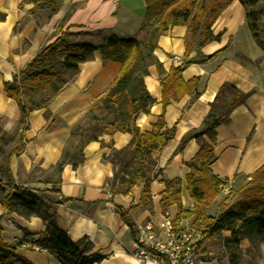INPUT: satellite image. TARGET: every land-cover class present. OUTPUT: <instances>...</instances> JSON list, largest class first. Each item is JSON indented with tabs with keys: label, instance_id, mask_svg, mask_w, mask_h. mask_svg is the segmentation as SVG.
Instances as JSON below:
<instances>
[{
	"label": "crops",
	"instance_id": "obj_1",
	"mask_svg": "<svg viewBox=\"0 0 264 264\" xmlns=\"http://www.w3.org/2000/svg\"><path fill=\"white\" fill-rule=\"evenodd\" d=\"M72 4L77 8L65 25V28L72 26L71 32L90 33L93 43L102 40L103 34L99 31L122 39L140 38L145 0H63L52 15L46 13L49 7L32 12L33 4L27 0H0V138L17 137L20 116L19 106L7 97L3 84L20 73L42 47L54 41V28ZM245 7V0H233L211 28L214 35L221 34L219 41L203 46L200 55L191 53V63L182 68L185 82L198 81L189 94L179 102L170 101L164 110L165 128L174 126L175 135L156 155L150 208L129 210L138 202L139 187L126 195H113L109 191L108 182L113 178L115 167L107 158L114 150L128 145L129 133L104 135L89 143L84 149L85 160L77 168L65 165L60 172L55 168L71 127L106 92L120 71L119 64L104 62L100 52L94 51L48 104L47 117L44 108L29 112L25 149L9 160L14 184L37 191L45 200L53 202L58 226L72 242H89L90 254L101 256L99 264H154L134 258L136 246L121 212L129 210L136 227L148 222L157 225L165 215L175 219L178 216L175 204L164 212L161 209L160 202L167 195L184 210H192L193 201L186 189L187 164L198 152L199 144L190 139L180 151L177 147L188 132L200 128L223 84H231L249 95L229 114L228 121L216 128L214 160L209 167L212 175L237 190L264 163V60L261 61L264 50L251 34ZM185 33V26L175 25L157 40L153 55L162 73L150 65L143 78L154 102L147 113L136 117L135 124L141 133L148 132L163 112L160 80L182 63ZM175 57L180 63L174 61ZM165 181L176 183L167 188ZM63 199L68 201L61 203ZM222 199L219 195L208 207V215L215 216ZM188 223L180 221L181 226ZM0 228L2 241L16 247L19 258L31 264H61L54 254L25 246V242L37 244L44 231L38 216L8 212L0 202ZM7 264H19V261L10 257Z\"/></svg>",
	"mask_w": 264,
	"mask_h": 264
},
{
	"label": "trees",
	"instance_id": "obj_2",
	"mask_svg": "<svg viewBox=\"0 0 264 264\" xmlns=\"http://www.w3.org/2000/svg\"><path fill=\"white\" fill-rule=\"evenodd\" d=\"M33 9L49 7V14H55L63 0H27ZM233 0H145L143 24L139 30L140 38L122 39L116 35L99 31L103 38L98 43L90 40V33L71 32L65 25L77 8L70 5L63 17L56 24L52 36L54 41L44 47L31 59L25 68L15 74L10 82L3 84L8 98L17 103L20 109L19 132L15 145L8 151L0 169V202L8 212L22 216H38L44 231L37 240V245L54 254L61 264H99L101 256L90 254L91 244L84 240L72 242L66 232L57 224V214L53 211V202L45 200L39 192L28 187L15 185L9 169L10 157L20 155L27 142L25 133L28 129V114L38 108H44V116L49 115L48 104L60 90L59 72L51 65L40 68L42 64L58 61L64 70L78 71L80 63L87 61L94 51H99L104 62L119 64L120 71L110 83L106 92L97 98L77 120L69 131V137L63 147L56 170L71 165L77 168L84 160L85 147L104 135L129 133L131 139L122 150H114L107 160L115 167L113 178L108 182L113 195H126L134 187L140 188L138 202L129 210L147 209L152 205L150 183L156 176L153 173L157 162L156 155L175 135V127L165 128L164 110L170 101L179 102L192 91L198 79L185 82L182 68L191 63L189 56L212 41H219L221 34L214 35L211 28L220 14ZM246 5V4H245ZM245 18L251 31L255 27V16L245 8ZM175 25L186 27L183 38L185 54L180 66L171 68L161 78L162 114L151 124L148 132L141 133L135 124L139 113H147L154 100L147 92L143 78L148 67L155 65L162 73L160 64L153 52L157 40ZM144 34L141 38V35ZM257 39L256 34H253ZM203 60L208 57H203ZM50 92L48 98L47 94ZM32 96L41 97L35 103ZM228 95L229 97H225ZM249 94L242 93L233 85L223 84L199 129L188 132L180 141V151L190 139H195L199 150L187 164L189 173L186 177V189L193 201L192 210H184L179 202L170 196L162 198L160 206L164 212L169 205L175 204L178 216L174 223L188 221V226L206 231V238L220 237L223 232L227 246L236 250L243 241L258 247L264 239V163L250 176L248 182L237 190L231 189L230 196L224 197L215 216L207 213L208 207L221 194L224 184L210 171L214 160L216 128L228 121L229 114L243 104ZM44 99H43V97ZM195 96H198V92ZM40 99V98H39ZM176 181H165L167 188ZM229 185V184H228ZM63 199L60 202H66ZM129 210L121 212V218L129 227L132 238L136 239L137 227L130 219ZM16 247L4 243L0 228V264H7V259L14 257L19 264H31L16 254Z\"/></svg>",
	"mask_w": 264,
	"mask_h": 264
},
{
	"label": "built area",
	"instance_id": "obj_3",
	"mask_svg": "<svg viewBox=\"0 0 264 264\" xmlns=\"http://www.w3.org/2000/svg\"><path fill=\"white\" fill-rule=\"evenodd\" d=\"M174 61L180 63L181 60L175 57ZM229 191L228 184L221 187V193ZM206 235V231L200 228L177 226L173 218L165 215L157 225L149 222L138 225L134 258L138 262L154 264H197ZM25 246L33 251H46L33 242H25Z\"/></svg>",
	"mask_w": 264,
	"mask_h": 264
},
{
	"label": "rangeland",
	"instance_id": "obj_4",
	"mask_svg": "<svg viewBox=\"0 0 264 264\" xmlns=\"http://www.w3.org/2000/svg\"><path fill=\"white\" fill-rule=\"evenodd\" d=\"M245 4L246 10L251 13L253 12L256 18L255 27L254 30L251 31V34H256V41L264 50V0H245ZM48 12L49 10L46 11V13ZM46 13L44 12L43 14ZM143 35L144 34L141 35V38ZM262 60H264V56L261 61ZM49 65H51L59 72L60 79L58 81V85L60 87L70 81L75 75L73 71L64 70L61 67L60 62L58 61L50 62L49 64H42L40 68H45ZM49 96L50 92H48L46 98H48ZM31 99L35 103H42V98L39 96L31 95ZM11 136L12 135H8L5 138H0V169H2L4 165L6 154L15 145L16 138L14 136V138ZM228 196H230V192L226 194H220L221 198ZM213 212L214 211H212V214ZM228 235L229 234L227 232H223L220 237L216 236L213 238H205L204 242L201 244V257L197 264H264V239L257 248L250 246L247 241H243L239 249L236 250L232 247L227 246L224 238H227Z\"/></svg>",
	"mask_w": 264,
	"mask_h": 264
}]
</instances>
